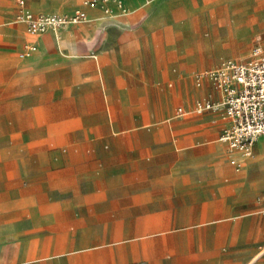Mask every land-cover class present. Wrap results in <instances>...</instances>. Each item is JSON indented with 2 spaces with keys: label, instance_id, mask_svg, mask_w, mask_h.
I'll list each match as a JSON object with an SVG mask.
<instances>
[{
  "label": "crops",
  "instance_id": "1",
  "mask_svg": "<svg viewBox=\"0 0 264 264\" xmlns=\"http://www.w3.org/2000/svg\"><path fill=\"white\" fill-rule=\"evenodd\" d=\"M122 2L128 8L126 7L124 11L115 8L111 14H106L98 6L83 7L88 15H91L93 22L86 26L83 24L87 22H81L82 24L75 29L76 33L70 35L75 51L72 52L69 45L65 43L62 45L68 49L65 47L62 49L56 44L60 43L59 38L53 32H46L43 33L48 34L43 41L45 44L43 55L35 60L21 62L20 66L12 65L6 70L0 69V92L4 93L5 89L11 90L9 95L4 93L5 96L0 98L2 100L0 101V117L11 112L16 117L24 119L25 122L22 127L3 132L0 130V135L29 132L34 109L40 113L49 111L48 105L53 104L50 97L34 101L32 96L33 84L42 81L52 72L56 74V89L62 90V96L66 97L70 95V91H74L78 97H82L85 91L84 93L92 98L87 101L86 105L88 115L94 116V120L89 124L96 121L105 122L103 128H89V124L78 128L75 136L84 138L80 144L62 147L61 150L65 154L63 156L48 155L49 160L46 167L45 161L41 159L35 162L36 164L33 161L24 162V166L16 160L0 161V264L16 262V249L22 245L30 246L32 243V240L27 239L18 241V233L32 231L37 226H47L49 223L55 224L70 217L79 223H84L82 218L107 216L112 210L113 214L116 209L120 210V214L124 217L131 218L127 219L126 225L132 228H126L124 231H141L138 228V219L144 214L131 212L130 209L136 208L137 204L145 199H153L161 194H167L170 198L172 196L183 197L188 202L185 207L186 217L193 215L208 217V221L204 220L202 225H197L196 221H187L185 226H190L195 230H204L207 238L210 239L208 242L210 246L202 247L200 252L181 250L175 252L172 257L151 258L149 262H144V260L142 262L140 258H125L123 261L126 262L121 264H264V210L256 202L254 195L257 189L264 186V139L258 140L255 155L248 160L241 171L239 170L240 173L235 169L237 172L233 173V178L224 176L221 180L222 175L219 176L217 173L218 167L223 164L227 165L229 163L226 161L227 158L240 159L238 155L230 157L229 147L223 141L227 148L225 152V147L222 146L224 144L217 145L216 154L220 157L219 162L212 166H202L200 170L189 167L191 150L184 151L185 155L180 156V159L174 155L168 160L159 159L153 162L145 160H150L149 156H145L150 151H159L178 144L186 148L195 137H208V130L184 131L176 135L170 133V130H151L149 127L147 129L116 130L108 124L113 117L106 112H97L96 105L99 102L95 101L97 96L102 101L104 100L103 90L106 89L111 90L114 97L123 96L124 85L129 87L132 82L140 83V87L138 85L135 87L140 93L146 81L157 80L165 71L173 72L177 75L176 79L183 76V73L189 71L194 73L196 72L192 70L194 65L198 64L202 67L204 64L202 60L205 57L212 63L221 50L229 49L230 51L231 49L234 54L239 53L240 56H246L255 33L264 29V4H260L258 0H249L250 4L247 0H236L208 6L201 1L197 6L198 12L192 14L190 12L191 0H122ZM27 7L29 8L28 4ZM17 8L16 1L13 16L15 21ZM217 9H220L219 13L215 11ZM232 9L235 10L236 17L232 25L228 27L232 26L235 43L229 46L230 44L227 45L225 39L222 38V33L225 22L230 17L229 10ZM257 9L261 11L256 12ZM251 14L253 17L250 19ZM137 16L136 21H131V18ZM243 19L247 21L244 22ZM212 21L216 24L215 27L211 26L214 35L219 33L222 26V32L217 40L220 49L217 51L207 48L201 53L194 51L188 54L185 46L180 45L179 47L183 50L174 52L173 48L179 45L177 41L168 53L161 50L159 27L162 23L179 25L180 34H182L188 29L195 30L201 24ZM244 25L247 26L242 28ZM25 29L26 33L30 34L26 25ZM103 30L107 32L104 40ZM43 34H37V36ZM202 34L205 36L203 31ZM259 38H262L264 42V34L256 38L254 46ZM30 42L37 45L36 51L40 48L39 38L27 43ZM52 51L56 54L51 55ZM250 53L245 59L250 56ZM189 57H193L195 62L190 69H187L184 62ZM222 57L225 56L220 58ZM211 63L208 65H212ZM76 82H79V87L83 91L74 90ZM2 84L6 86L3 87ZM38 85L40 86L41 82ZM169 85L172 86L173 82ZM216 91L219 96L217 100H212L210 96H204L200 100L207 98L214 102L220 101V92L217 88ZM77 96L75 101L80 104ZM159 98V91L154 90L152 102ZM75 101L73 100V104H76ZM102 101L101 103H104ZM69 104H72V101ZM2 105L7 106L2 108ZM89 105L93 106L91 110L88 109ZM195 106L194 112L197 113ZM178 107H183L186 112L176 114ZM188 112L183 105H178L174 109L177 117L186 115ZM64 114L63 112L62 116ZM127 116L130 122L136 119L133 111H128ZM116 118L119 119V116ZM209 119L210 115H194L189 121L192 126L200 124L203 126V123ZM8 120L11 121V118ZM215 120L212 118V121ZM47 133L48 128L44 136ZM218 139L220 140V136ZM161 167H168L172 170L180 168L188 176L178 181L171 176L167 178L152 173V169ZM22 168L26 171L30 169V172L34 168H40L42 170L41 180L49 179L53 175V170L56 169L54 193L49 194L43 188L40 192L34 193L32 185L28 186L24 193H18L17 171L22 173ZM146 171L147 176L144 175ZM44 183L41 182V184ZM211 201L219 202L218 214L220 215L212 214ZM262 201L264 202L263 198ZM196 205L200 208L194 212ZM146 215L157 217L166 214L151 211ZM168 215L171 227L181 226L172 220V217H176V212L169 211ZM80 231H84L83 228ZM221 236L222 242L219 243L218 238ZM227 244L231 245L232 249L222 252V247ZM187 246L188 243H185V249L188 248Z\"/></svg>",
  "mask_w": 264,
  "mask_h": 264
},
{
  "label": "rangeland",
  "instance_id": "2",
  "mask_svg": "<svg viewBox=\"0 0 264 264\" xmlns=\"http://www.w3.org/2000/svg\"><path fill=\"white\" fill-rule=\"evenodd\" d=\"M31 10L57 12L59 14H71L78 9H83L82 0H25ZM192 8L190 12L195 14L198 12V3L204 1L205 5L212 6L217 5L224 1H236V0H191ZM250 4L249 0H247ZM260 4H264V0H258ZM16 6V0H0V69H8L12 65H19L21 62L27 60H35L37 55H43L45 46L42 36L30 35L26 33L25 25L14 20V9ZM104 14L102 11L98 10ZM217 13L220 9L215 10ZM261 11L257 9L256 12ZM230 17L225 22L224 32L222 38L229 46H233L234 33L232 32V25L235 15V10H229ZM88 14V13H87ZM88 20L84 26L90 25L93 22L91 15H88ZM250 19L253 17L251 14ZM138 18L133 17L131 21H136ZM246 22V19H243ZM82 23L69 25V27L55 32L54 35H59L60 43H56L62 49L66 46L63 43L69 45L71 51H75L73 41L70 38L71 34L76 33V27ZM219 24V23H218ZM215 21L201 24L195 30H187L180 34L179 25L171 23H162L159 27V35L161 38L160 48L163 52L168 53L174 43L177 41L178 47H174V52L182 51L179 46H185L186 52L193 53L199 52L207 48H213L214 51L220 49L218 43V37L222 32V26L217 35H214L213 27H215ZM19 26V27H18ZM83 26V28H84ZM247 25L242 26V28ZM192 27V26H191ZM100 31V30H98ZM205 34V36L202 34ZM48 32H53L52 30ZM106 30L102 31L103 40L106 38ZM65 34V38L63 35ZM264 34V29L258 30L255 33L253 40L249 45V50L246 56H240L239 53H233L226 50H221L213 62L209 61L205 57L202 61L203 66L194 65L195 59L189 57L185 63L186 68L196 72H186L178 79L171 71H165L162 76L157 80L147 82L140 93L135 89L136 85L140 87V83L132 82L134 85L129 87L124 85L123 96L114 97L111 90H103L104 100L97 96L95 101L99 102L96 105L97 112H106L113 117L108 121L109 127L116 130H131V129H147L151 130H170L173 135L180 134L184 131H199L202 129L208 130L209 134L206 138L195 137L194 141L186 148L181 147L179 144L171 148L161 149L159 151L147 152L145 156H149L150 160L145 159L147 162H153L159 159L168 160L169 157H177L180 159L184 157V151L191 150V159L189 167L200 170L202 166H212L219 162L220 157L216 154L219 144H224L218 139L222 129L226 126L227 117L223 110L214 111L207 110L203 113H195L194 106L204 96H210L212 100H217L219 97L216 91L215 84L207 75H205L198 85L199 81L196 73L198 71L212 69L220 62V57H232L237 60L245 59L252 47L256 42V38ZM39 38L40 48L32 54L30 57H22L21 53L25 43L30 40ZM67 39V40H66ZM66 40V41H65ZM68 49V48H67ZM237 50V49H235ZM51 55L56 54L52 51ZM68 54V51H67ZM51 61H49L50 63ZM211 63L212 65H208ZM41 82L39 86L38 83ZM33 84V100H45L50 97V101L53 102L48 105V112L40 113L39 111H33L31 130L28 132H21V134L14 135H0V161L5 162L9 160H16L22 163L24 162L39 161L44 162L47 166L48 155L53 154L57 156L65 155L61 148L64 146H73L80 144L83 137L75 136V132L82 126H88L89 122L94 120L93 115H88L86 112L87 101L92 99L88 97L87 93H84L81 89L79 82L74 84V90L83 91L82 97H78L74 91H70V95L62 96V90L56 89L57 78L55 73H49L48 77L42 81ZM173 82L170 86L169 83ZM6 84V83H5ZM2 84L1 86H6ZM62 87V86H61ZM159 91L160 98L152 102L153 92ZM5 94L9 95V89L3 90ZM205 91V92H204ZM3 92H0V98L5 96ZM203 93V94H200ZM200 94L197 98L196 96ZM76 96L80 100V104L75 100ZM0 99V101H2ZM73 100L76 104H73ZM194 100V101H193ZM72 101V104L69 102ZM104 102V103H101ZM193 101V103H191ZM55 102V103H54ZM121 102V103H120ZM191 103V104H188ZM178 105H183L188 109L186 115L177 117L174 114V109ZM7 105H2V108H6ZM92 105L88 106L91 110ZM64 110V111H63ZM128 111H133L136 114L134 122L128 121ZM65 113L62 116V113ZM152 114L154 117L152 118ZM60 115V116H59ZM87 115V116H86ZM194 115L206 116L210 115L209 121L198 125L192 126L189 121ZM59 116V117H58ZM86 116V118H84ZM119 116V119L116 118ZM214 116V117H213ZM57 117V118H55ZM11 118V121L8 119ZM55 118V119H53ZM83 118V119H82ZM116 118V119H115ZM213 120L215 121H212ZM85 119V120H84ZM24 119L16 117L11 112H7L0 117V130L1 132L11 130L13 128L24 126ZM87 123V125H86ZM150 125V126H148ZM89 128H103L105 122L96 121L88 126ZM48 128V133L44 136ZM209 128V129H208ZM260 139H264V135L259 136L254 143L253 153L248 159H237L240 162V166L231 163V158H227V165L223 164L218 167L217 173L221 176V180L224 176L233 178L236 167L243 169L248 160H251L257 151V142ZM225 147L226 144L222 145ZM72 149V148H70ZM177 153V154H175ZM231 164V165H230ZM19 170V169H18ZM46 170V168H45ZM154 175H160L161 177H173L178 181L184 179L188 174H185L184 170L180 168L170 169L168 167L154 168L151 170ZM227 171V174L226 172ZM230 171V172H229ZM241 171V170H240ZM240 171H238L240 173ZM8 173V171H6ZM20 173L17 171V187L18 193H24L25 189L29 186H33L34 193L40 192L43 188L44 191L49 194H53L55 191L54 183L57 177V170H53V175L50 178H43L41 180L42 170L40 168H34L30 172V169L26 171L25 168L21 169ZM29 172V173H25ZM237 172V171H236ZM6 173V175H7ZM148 175V172L144 174ZM260 179V178H258ZM45 182L41 184V182ZM37 183V184H36ZM264 194V186L257 189L254 193L256 202L262 206L264 210V202L262 201ZM188 202L183 197H171L167 194H161L159 197L153 199H145L137 204L136 208L130 209L131 212H139L144 216L138 219L139 229L141 231H124L126 228H132L127 226V219L120 210H114V213L107 216L97 218H82L84 223H79L77 220H73L72 217L63 219L55 224L49 223L47 226H37L32 231H25L18 233V241L27 239L32 240L30 246H19L16 249L17 261L12 264H121L125 258H140L143 262H149L151 258H169L175 255V252L181 250L186 251H198L200 252L202 247L209 245L210 239L207 238V233L202 229H191V227L185 226L187 221H196L197 225H202L203 221L208 217L185 216L186 205ZM219 202L211 201L210 210L212 214H218ZM175 208V209H172ZM200 206L196 205L194 212H197ZM151 211H159L166 215L157 217H150L146 214ZM169 211L176 212V217H172L173 222L176 221L177 225H181L177 228L170 226ZM231 215V214H230ZM231 217V216H230ZM228 218V217H227ZM232 218V217H231ZM229 218V219H231ZM212 219V217H211ZM232 220V219H231ZM83 228L84 231H80ZM218 242H222V236L218 238ZM185 243H188V248L185 249ZM176 246V247H175ZM231 245L222 247V252L231 250ZM131 262V261H130Z\"/></svg>",
  "mask_w": 264,
  "mask_h": 264
},
{
  "label": "built area",
  "instance_id": "3",
  "mask_svg": "<svg viewBox=\"0 0 264 264\" xmlns=\"http://www.w3.org/2000/svg\"><path fill=\"white\" fill-rule=\"evenodd\" d=\"M18 4L16 20L26 25L30 34H43L50 30L78 24L87 19L84 9H78L71 14L35 13L27 7L25 0H16ZM88 6H98L106 14L114 12L115 8L125 10L122 0H86ZM37 49L34 42L27 43L22 52L28 57ZM207 75L220 92L221 100L214 102L202 99L196 103L195 111L203 113L207 110H223L228 124L223 129L220 140L225 142L230 150H237L241 155L250 156L254 143L259 136L264 135V42L259 38L250 56L245 60L222 57L219 64L198 76V81ZM186 110L178 107L176 114ZM232 163L240 166L237 158ZM264 200V194H263Z\"/></svg>",
  "mask_w": 264,
  "mask_h": 264
},
{
  "label": "bare ground",
  "instance_id": "4",
  "mask_svg": "<svg viewBox=\"0 0 264 264\" xmlns=\"http://www.w3.org/2000/svg\"><path fill=\"white\" fill-rule=\"evenodd\" d=\"M82 5H83V7H86V6H88V5H86V0H82ZM125 7V6H124ZM127 7V6H126ZM125 7V9H127ZM87 13V12H86ZM88 16H87V19L85 20V21H87L88 20ZM85 21H83V22H85ZM22 23V22H21ZM66 27H69L68 25L67 26H63L62 28H59V29H55V30H52L53 31V33H55V32H58V31H60V30H62L63 28H66ZM46 35H48V34H46ZM46 35L44 36V38L46 37ZM44 38H43V41H44ZM57 38H59V35L57 36ZM44 46H45V44H44ZM36 52V51H35ZM34 52V53H35ZM33 53V54H34ZM32 55V54H31ZM30 55V56H31ZM21 56H22V53H21ZM29 56V57H30ZM41 55L39 54V55H37L36 56V59H38L39 57H40ZM23 57V56H22ZM25 58V57H24ZM208 70V69H207ZM207 70H202V71H198L197 73H196V75H201V74H203L205 71H207ZM198 85H200V82L198 83ZM228 151L230 152V154H231V156L230 157H233V156H236V155H238L239 156V158L241 159V161H242V163H243V161H244V159H246V157H244V156H240L239 154H238V152H237V150H230L229 148H228ZM247 158H249V157H247ZM236 170H241V168H238V167H236ZM226 172V174H227V171H225ZM230 172V171H229Z\"/></svg>",
  "mask_w": 264,
  "mask_h": 264
}]
</instances>
